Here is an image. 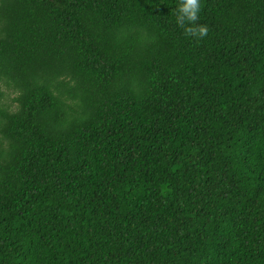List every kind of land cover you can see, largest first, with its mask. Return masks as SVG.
Returning a JSON list of instances; mask_svg holds the SVG:
<instances>
[{
  "label": "trees",
  "instance_id": "trees-1",
  "mask_svg": "<svg viewBox=\"0 0 264 264\" xmlns=\"http://www.w3.org/2000/svg\"><path fill=\"white\" fill-rule=\"evenodd\" d=\"M0 0V264H264V0Z\"/></svg>",
  "mask_w": 264,
  "mask_h": 264
},
{
  "label": "clouds",
  "instance_id": "clouds-1",
  "mask_svg": "<svg viewBox=\"0 0 264 264\" xmlns=\"http://www.w3.org/2000/svg\"><path fill=\"white\" fill-rule=\"evenodd\" d=\"M201 9V0H177L175 5V22L186 34L194 37H204L208 27L197 23Z\"/></svg>",
  "mask_w": 264,
  "mask_h": 264
},
{
  "label": "rangeland",
  "instance_id": "rangeland-1",
  "mask_svg": "<svg viewBox=\"0 0 264 264\" xmlns=\"http://www.w3.org/2000/svg\"><path fill=\"white\" fill-rule=\"evenodd\" d=\"M3 89V91L5 92L4 96L1 98L2 100H7L10 98V96L12 95V93H10L8 90H6L4 87H0Z\"/></svg>",
  "mask_w": 264,
  "mask_h": 264
}]
</instances>
